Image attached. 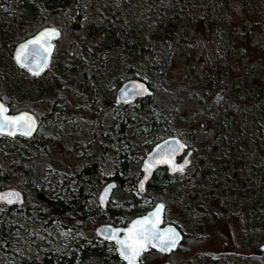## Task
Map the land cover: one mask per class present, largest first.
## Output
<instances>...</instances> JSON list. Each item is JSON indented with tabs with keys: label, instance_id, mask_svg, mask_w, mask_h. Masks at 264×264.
Listing matches in <instances>:
<instances>
[{
	"label": "rangeland",
	"instance_id": "obj_1",
	"mask_svg": "<svg viewBox=\"0 0 264 264\" xmlns=\"http://www.w3.org/2000/svg\"><path fill=\"white\" fill-rule=\"evenodd\" d=\"M158 2L82 1V7L93 15V20L101 11L103 18L113 16L132 33L122 51L121 58L125 57L122 68L124 72L128 68L131 70L126 75L128 77H147V80L149 67L157 66L160 70V58L152 54L155 44H163V41L153 39L158 21L168 19L173 12H179L180 16L177 27L172 23L167 26L170 57L163 80L155 84L154 100L158 104L155 115L167 113V122L172 129H179L178 136L189 142L193 155L186 173L179 179L183 184L170 191L165 220L178 224L185 232L200 238L202 243L187 245V242L170 254H143L140 264H264V251H260L264 244V172L259 169L264 166V128L258 126L250 110L228 100L229 95H236L233 88L242 76L243 67L256 63L264 65V16L258 21L263 26L257 25L256 29L252 28L256 24L249 26L245 37V28L240 25L250 20L238 15L240 9L232 10V29L225 36L218 0ZM12 18L6 8H0V29L6 31L9 39L15 40L20 34ZM49 20L48 25L61 29L49 72L60 83L59 94L56 99L53 97L45 103L36 99L34 92L27 102L40 122L32 140L39 136L43 138L51 162L42 184L54 187L66 200L75 193V178L71 177L84 164L83 154H95V162L99 164L97 172L104 178L115 173L118 159L123 154L131 162L142 159L145 154L132 156L128 150H123L124 146H118L120 142L110 128L114 119L121 120L126 113H132L129 109L134 105L132 103L124 110L114 103V93L119 86L112 75L116 60L110 55L98 56L93 50L100 39L96 35L87 38L84 32L75 34L69 31L71 20L60 16H51ZM253 30L259 36L256 34L257 37L253 38ZM226 41L230 43L228 49L224 47ZM11 53L0 47V72L10 81L8 84L22 81L36 85L37 82L24 70L16 67ZM85 57L90 60L84 62L83 76L77 72L71 75L70 69L78 66L73 60L81 63ZM91 67L97 69L91 70ZM103 68H109L110 78L104 86H91V73L97 75ZM62 81L64 85H61ZM39 84L48 86L45 80H40ZM3 100L8 102L7 97ZM14 104L18 105L19 99ZM258 110L264 114L263 107ZM217 120L221 127L219 132L215 127ZM99 134L105 141L111 140L108 150L102 154L103 148L99 150L96 139ZM27 145L30 143L26 144L16 136L7 142L8 149ZM54 175L57 179L49 184ZM66 179L71 185L67 189L64 188ZM105 184L106 180L83 185L86 197L82 203L88 211L84 218L79 213L69 214L49 227H41L36 222L27 223L26 220L13 223L17 227L11 240L0 244V264H25L41 261L44 257H70L80 239H84L85 244L96 240L94 230L104 222L92 211L99 207L98 194ZM125 193L133 195L140 205L150 202L137 187L127 185L121 190H113L106 208L128 210L130 206L124 203ZM7 208L0 203V223L1 217L9 214ZM30 208L22 204L9 215H13L12 219L24 217L30 214ZM120 221H124L123 218Z\"/></svg>",
	"mask_w": 264,
	"mask_h": 264
},
{
	"label": "trees",
	"instance_id": "obj_2",
	"mask_svg": "<svg viewBox=\"0 0 264 264\" xmlns=\"http://www.w3.org/2000/svg\"><path fill=\"white\" fill-rule=\"evenodd\" d=\"M82 1L83 0H0V8H6L12 15V22L18 27L20 34L15 40H11V37L9 39L6 31L4 32V30L0 29V47L2 50L9 53L18 41L30 36L34 30L36 31L43 26H50L48 22H50L49 18L51 16H60L63 19L71 20L68 28L72 33L77 34L84 32L87 38L90 36L93 37V35L100 38L93 46V50L98 56H100V54L110 55L116 60V66L113 69L114 73L112 72V75L117 86L128 79L144 80L140 76H126L131 70L128 68L124 72L122 68L125 64L123 60L125 57L121 58L122 51L125 49L126 40L131 37L132 33L127 31L123 24L113 16L103 18V13L101 11H97L98 13L95 14L93 20V15L82 7ZM218 1L220 4L218 12L223 22L221 28L224 29L225 36L226 32H231L230 29H232V10L236 11L240 9V13L242 12V14H238V12L237 14L241 18L245 16L250 20V22H243L244 24L240 25L245 28L243 34L245 37L248 35L249 26L256 24L252 27L253 29H256L257 25L263 26L258 23V21L264 16V0ZM153 3L158 4L160 2H158V0H153ZM168 17V19L158 21L157 30L153 35L155 41L159 39V42L163 41V44H155L156 47L152 52V54L160 58V70L157 69V66H152L148 69L149 74L146 82L152 94L137 99L131 107L130 105H118L124 110L130 107L129 110H131L132 113H126V117L121 120L114 119L110 127L112 132L116 134L118 142H120L118 146H124L123 150H128L129 154L132 156L140 153L144 155L162 138L169 136L179 137V129H172L171 125L167 122V113L161 112L158 117L155 115V110L158 108V104L154 100L156 91L155 84L163 80V74L166 71V65L170 57L167 26L172 23L177 27L180 17L179 12H173V15H169ZM81 19H83L82 23L80 22ZM59 30L61 31V29ZM253 34V38L258 35L256 30H253ZM224 47L227 49L230 48V43L226 41ZM89 60L90 57L83 58L81 63L78 60H73L78 66L71 68L69 73L73 75L74 72H77L83 76L82 73L86 70V64L84 62H88ZM102 61L103 60H101L100 65L103 64ZM51 66L52 64L41 77L34 78L30 76L34 82H37L36 85H28L22 81H19L17 84L9 85L8 82L10 81L3 77L4 73L0 72V99L3 100L4 97L8 98V102L6 103L11 113L19 110H27L34 114L27 102L28 98L31 97L34 92H36V99L45 103L50 102L53 97L56 99L57 94H59L60 83L55 81L56 76L49 75ZM91 66H93L92 61ZM4 67V65L1 66L2 70ZM12 67L15 68L14 64H12ZM93 69L97 68L91 67V70ZM224 70L225 69H223V72ZM98 72L99 74L97 75L91 73L89 82L93 87L104 86L106 80L110 78V76H108L109 68L99 69ZM224 74L227 79V73L224 72ZM40 80H45L48 86H41L39 84ZM61 85H64L63 81ZM233 89L236 95L234 97L229 95V102L237 104L238 107L250 110L255 120L258 122V126L264 128V114L258 110L261 107L264 108V65L256 63L243 67L242 76L238 79ZM17 99H19V104L15 105L14 103ZM55 101L56 100H54V102ZM53 108L56 110L55 106ZM35 117L37 118L36 115ZM215 127L218 129L217 132L221 131L219 120H217ZM137 130L138 132L136 133ZM32 138H19L20 141L26 144L30 143V145H27L25 148L12 147L8 149L7 142H9L10 139L0 136V190L11 187L20 190L24 197L23 204L27 208L31 207L30 214L28 213L24 217H16L15 219H12L13 215L9 214L13 212L12 210L16 207L11 206L7 208L9 211V217H7L9 219H7L6 215L1 217L0 244H6L11 240L13 236L12 232L17 227V225L12 224L16 222L26 220L27 223L36 222V224L41 227H49L52 223L60 221L64 216H69V214L77 215L79 213L80 217L84 218L88 212L82 203L86 197L83 191V185L85 184L93 185L94 181L102 182L103 180H106L107 183V181L109 182L110 180L116 183L115 188L119 190L127 185L135 188L137 187L142 159L131 162L130 158H127L126 154H123L120 156V159H118L119 166L116 167L115 173L111 177L104 178L97 172L99 164L95 162V154L86 155L81 151L80 154H83L81 159L84 164L80 166L78 173L71 177V179L75 178L74 186H76V190L73 191L75 193L71 196V199L64 200L54 187L51 188L50 185L45 187V185L42 184L45 170L47 166H50L51 162L48 154L45 152L46 146L43 144V138L41 136L37 137V140H32ZM96 139L99 143V150L103 148L101 154L106 152L111 140L105 141L100 134L96 135ZM185 143L190 147L189 142L185 141ZM40 147H43L41 151L39 150ZM88 156L89 158L87 159ZM259 169L264 172V166ZM54 176L51 177L49 184L57 179V176ZM181 178L182 177L178 175L167 174L164 169H158L148 181L146 188L143 191L138 190L140 194L150 200L149 203L140 205L133 195L125 193L126 200L124 203L130 206L128 210H114L110 208L100 210L99 207H97L92 213H94L96 218L100 221L116 226L122 218L125 222H128L133 217L146 213L158 202L163 203L166 209L170 191L173 192V189L179 188L183 184L179 182ZM65 182L64 188L67 189L71 186L67 184L69 183V179H66ZM213 215L215 216L216 214L213 212ZM245 220L247 221V217H245ZM27 223L23 225L27 227ZM121 224L124 225L126 223ZM172 224L176 225L182 233L181 242L178 244L175 251L180 249L181 246L187 242V245H200L202 243L200 238L197 239L195 236L185 232L178 224ZM95 238L96 240H92L86 244L84 239H80L75 246L76 249L72 250L70 257H44L41 261H32L25 264H122L115 250L112 252L109 251L110 248H114L112 244L102 242L101 245H99L100 240L97 237ZM149 252L156 253L154 251Z\"/></svg>",
	"mask_w": 264,
	"mask_h": 264
},
{
	"label": "snow or ice",
	"instance_id": "obj_3",
	"mask_svg": "<svg viewBox=\"0 0 264 264\" xmlns=\"http://www.w3.org/2000/svg\"><path fill=\"white\" fill-rule=\"evenodd\" d=\"M59 35L60 32L57 28H45L31 40L20 46L15 57L17 62L22 67H27L33 74L38 75L47 67L48 56L53 47L51 39ZM144 79L147 80V77H144ZM149 91L150 89L144 83L133 80L129 82V87L123 90L121 98L131 101L135 97L143 96ZM36 126L37 122L33 114L20 112L16 115H10L8 114V107L0 102V134L8 133L9 135H15L17 132H20L25 136H31ZM172 141V144L165 141L162 148L160 145H157V148L161 150L154 157V160L158 163H168L173 171L177 169L183 171L184 164L176 163L174 158L176 152L185 148L186 145L174 137ZM153 166L154 164L152 163H145L146 171ZM144 179H147V175H145ZM139 187L141 190L144 189L143 180L140 181ZM109 190V187H105L103 193L99 195L98 199L101 204L106 201ZM0 201L9 205L21 202V194L14 189L0 192ZM163 207V204H159L156 206L154 213L132 221V226L123 230L126 233L124 236L118 235L120 229L112 228L111 225L107 226V238L115 241L120 256L127 264H140L142 253L150 246H154L162 252L176 247L179 233L174 228L161 229L158 226L160 223L159 213Z\"/></svg>",
	"mask_w": 264,
	"mask_h": 264
},
{
	"label": "water",
	"instance_id": "obj_4",
	"mask_svg": "<svg viewBox=\"0 0 264 264\" xmlns=\"http://www.w3.org/2000/svg\"><path fill=\"white\" fill-rule=\"evenodd\" d=\"M51 27H53V26H45V27H42V28L38 29L37 31H35L32 35H30V36H28V37H26V38H24V39L18 41V42L13 46L12 53H11L12 61L14 62V64L16 65L17 68H19V69H21V70H24V71H25L28 75H30L31 77H34V78L41 77V76L47 71V69H48L49 66H50L51 59H52L53 52H54V47H55V46H54V42H53V41H54V40H57V39L60 37V35H59V36H56V37H53V38L51 39V44L53 45V47H52V50H51V52H50V54H49V56H48L47 67H45V68L43 69V71H41L38 75L33 74L32 72H30V71L28 70L27 67H22V66L17 62V60H16V58H15V57H16V52H17V50L20 48V46H21L22 44H25L27 41L31 40L33 37H35L37 34H39V33H40L41 31H43L45 28H51ZM54 28H56V27H54ZM58 30H59V29H58ZM59 32H60V30H59ZM133 80H138V81L144 83V84L148 87L147 82H146L145 80H141V79H128V80H125V81L122 82V83L116 88V90H115V93H114V103H115L116 105H131V104L134 103L137 99L144 98V97H146V96H150V95L152 94L151 89L148 87V88L150 89V91H149L148 93H145L143 96H137V97H135L134 99H132L131 101H127L126 98H123V99H122L121 97H122V95H123V90L127 89V88L129 87V82H130V81H133ZM0 102H2V103L5 104V102L2 101L1 99H0ZM5 105H6V104H5ZM6 106H7V105H6ZM7 107H8V106H7ZM20 112H28V113H31V112H29V111H27V110H20V111H17V112H13V113H11V112L9 111V107H8V114H10V115H16V114H18V113H20ZM31 114H33V113H31ZM33 115H34V114H33ZM34 116H35V115H34ZM35 118H36V117H35ZM36 122H37L36 129L32 132V135H31V136H25V135L21 134L20 132H17L15 135H9L8 133H4V134H0V136H2V137H6V138H9V139L14 138L15 136H16V137H21V138H23V139H29V138H31V137L34 136V134L36 133V131H37L38 127H39V122H38V119H37V118H36ZM173 137L176 138L179 142H181V143H183L184 145H186V143H185L183 140H181L179 137H176V136L165 137V138H162V139H160L159 141H157V142H156V143L150 148V150H149L148 152H146V154H145L144 157L142 158V160H141V168H140V169H141V170H140L141 175H140V178H139L138 183H137L138 189H139L140 191H142V190L140 189V187H139V183H140V181H141V180L144 181V189H145V186L147 185L148 181L151 179L152 175H153L158 169L165 168V169L167 170V172H168L169 175H179V176H182V175H184V174L186 173V168H187V167L189 166V164H190V156L192 155V150L188 149V148H187V145H186V147L183 148L182 150L176 152V154H175V158H174L176 163H178V164H184V169H183V171H180L179 169H177L176 171H173L172 168H171V166H170L168 163H158V162H155V160H154V157H156L157 153L161 150V149H158V148H157V145H160L161 148H162L163 145H164V143H165V141H167L169 144H172V143H173V141H172V138H173ZM182 154H184L182 160L177 161V159H178L179 157H181ZM186 161H187V162H186ZM145 163H152V164H154V166L151 167L149 170L146 171V169H145ZM145 175H147V179H146V180L144 179ZM105 187H109L110 190H109V192H108V194H107L106 201H105L103 204H101V203L99 202V199H98V204H99V206H100L101 209H104V208L106 207V204H107V202L109 201V199H110V197H111V195H112V191H113V189L116 187V183H115L114 181H109L108 183H106V184L104 185V187L101 189L99 195H100L101 193H103ZM11 189H14V190L20 192V194H21V202H16V203H13V204H11V205L6 204V203H4V202H2V201H0V203L5 204L7 207H11V206H19V205L23 204V203H24V197H23V194H22V192H21L20 190H18V189H16V188H5V189H1L0 192H6V191L11 190ZM144 189H143V190H144ZM99 195H98V197H99ZM159 204H163V203H161V202L156 203V204H155L150 210H148L146 213H144V214H142V215H139V216H136V217L132 218V219L129 220V222L126 223L125 225H122V226H117V225H116V226H114V225H111V224H105V223H104V224H100V225H98V226L95 228V230H94V231H95V234H96V236H97V238H98L100 241L104 242V243L112 244V245L114 246V248H115V253H116L118 259L121 261L122 264H127V262H126L125 260H123V258L120 256L119 251L117 250L118 246L116 245L115 241H114V240H110V239L107 238V232H108V228H107V226H108V225H111L112 228L120 229V232L118 233V235H120V236H124V235H126V233H125L123 230H124L125 228H129V227H131V226H132V221L137 220V219H139L140 217H143V216H149L150 214L154 213V211L156 210V206L159 205ZM163 205H164V204H163ZM159 215H160V223H159L158 226H159L161 229H167V228H169V227L174 228V229L179 233V240H178V243H177V245H176L175 248H172L171 250L166 251V252H162V251H160L158 248H156V247H154V246H150V247H149L146 251H144L142 254H145V253H147V252L150 251V250H151V251H154V252H156V253H158V254H170V253H172V252L177 248L178 244L181 242V239H182V233H181V231L179 230V228H178L176 225L172 224V223H164L165 206L163 207V209H162V211L159 213ZM260 251H264V244L260 246Z\"/></svg>",
	"mask_w": 264,
	"mask_h": 264
},
{
	"label": "flooded vegetation",
	"instance_id": "obj_5",
	"mask_svg": "<svg viewBox=\"0 0 264 264\" xmlns=\"http://www.w3.org/2000/svg\"><path fill=\"white\" fill-rule=\"evenodd\" d=\"M40 28H41V27H40ZM33 33H34V32H33ZM31 35H32V34H31ZM60 38H61V31H60V37H59L57 40H54V41H53V42H54V46H55V47H54V52H55V50H56L57 41H58ZM54 52H53V54H54ZM186 145H187V144H186ZM187 148L190 149V147H188V145H187ZM190 150H192V149H190ZM183 155H184V154H182V156L179 157V158L177 159V161L182 160ZM192 155H193V150H192ZM192 155H191V156H192ZM191 156H190V163H191ZM189 166H190V164H189ZM189 166H188V167H189ZM188 167H187V168H188ZM140 168H141V167H140ZM187 168H186V170H187ZM161 169H164V171L168 174V172H167V170H166L165 168H161ZM140 170H141V169H140ZM140 175H141V172H140ZM139 178H140V176H139ZM145 188H146V186H145ZM114 189H115V188H114ZM114 189H113V190H114ZM142 191H143V190H142ZM98 195H99V194H98ZM97 201H98V198H97ZM3 205H5V204H3ZM5 206H6V205H5ZM98 206H99V204H98ZM6 207H7V206H6ZM15 207H16V206H15ZM99 207H100V206H99ZM106 207H107V204H106ZM106 207H105V208H106ZM105 208H104V209H105ZM135 217H136V216H135ZM133 218H134V217H133ZM130 220H131V219H130ZM121 223H128V222H125V221H122V222L119 221V222H118L119 225H122ZM164 223H170V222H167V221L165 220V218H164Z\"/></svg>",
	"mask_w": 264,
	"mask_h": 264
}]
</instances>
